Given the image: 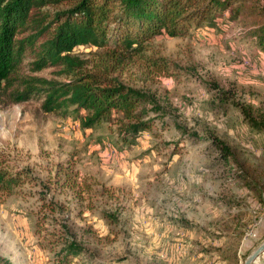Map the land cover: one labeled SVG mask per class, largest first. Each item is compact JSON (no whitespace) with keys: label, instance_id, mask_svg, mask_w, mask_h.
I'll use <instances>...</instances> for the list:
<instances>
[{"label":"rangeland","instance_id":"obj_1","mask_svg":"<svg viewBox=\"0 0 264 264\" xmlns=\"http://www.w3.org/2000/svg\"><path fill=\"white\" fill-rule=\"evenodd\" d=\"M236 6L241 8L234 18L228 8L213 27L151 38L143 53L167 61L164 72L131 64L112 72L174 107L134 145L122 146L108 122L81 128L70 109L43 112L41 98L0 104V149L41 183L23 184L0 200V256L9 264H52L49 247H40L33 233L42 193L63 205L74 227L90 229L87 244L95 255L69 264H227L233 248L242 263L264 239V131L250 129L231 103L217 109L210 84H234V99L264 114V50L253 33L255 21L264 22V0H237ZM62 7H45L46 19ZM95 50L78 45L72 54L100 63ZM29 60L19 73L65 79L59 67L30 73ZM209 135L228 145L236 163L218 159ZM66 165L67 181L77 183L73 190L61 186L63 174L55 180ZM84 183L96 195L79 191ZM103 211L114 220L103 218ZM251 264H264V251Z\"/></svg>","mask_w":264,"mask_h":264},{"label":"trees","instance_id":"obj_2","mask_svg":"<svg viewBox=\"0 0 264 264\" xmlns=\"http://www.w3.org/2000/svg\"><path fill=\"white\" fill-rule=\"evenodd\" d=\"M236 1L0 0V104L41 98L39 107L43 112H74L81 128L108 122L114 126L122 146L134 145L141 132H152L155 120L170 115L167 112H172L174 107L165 97V103H161L154 90L125 83L112 72L129 64L140 66L146 73L164 72L167 61L143 53L151 38L162 34L168 38L182 36L191 26L213 27L217 16L228 8L230 17L234 18L241 8L231 7ZM59 5L63 7L46 19L49 14L44 13V8ZM249 8L251 14H257L256 7ZM254 24L253 33L264 50V22L259 19ZM78 45L94 47V55L103 63L72 54ZM26 57L30 58L26 63L30 73L59 67L57 74L65 79L56 81L19 73ZM210 85L217 109L225 111L231 103L250 129L264 131V114L249 103L235 100L238 90L234 84ZM175 124L186 131L184 126ZM209 144L222 163H236L228 145L216 136L209 135ZM68 169L69 165L58 168L55 180L58 174H63L61 186L73 190L77 183L73 181L75 185L71 186L67 181ZM23 184L41 186L28 167L14 164L9 154L0 149V200L20 192ZM81 190L88 196L96 195V189L89 183L81 185ZM39 197L41 215L34 220L33 233L40 247H49L52 264H69L74 259L94 256L87 244L90 229L74 227L61 203L45 198L42 193ZM102 214L109 222L114 220L112 214L106 211ZM231 250L227 264H238L236 249ZM0 264L9 261L0 256Z\"/></svg>","mask_w":264,"mask_h":264},{"label":"water","instance_id":"obj_3","mask_svg":"<svg viewBox=\"0 0 264 264\" xmlns=\"http://www.w3.org/2000/svg\"><path fill=\"white\" fill-rule=\"evenodd\" d=\"M264 251V239L244 258L241 264H251Z\"/></svg>","mask_w":264,"mask_h":264}]
</instances>
